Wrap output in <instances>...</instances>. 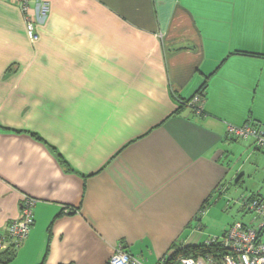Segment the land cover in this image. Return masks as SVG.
Listing matches in <instances>:
<instances>
[{
    "label": "crops",
    "instance_id": "obj_1",
    "mask_svg": "<svg viewBox=\"0 0 264 264\" xmlns=\"http://www.w3.org/2000/svg\"><path fill=\"white\" fill-rule=\"evenodd\" d=\"M45 1L33 41L0 0V233L36 199L0 264H157L249 224L229 188L264 150L227 124L264 128V0Z\"/></svg>",
    "mask_w": 264,
    "mask_h": 264
},
{
    "label": "built area",
    "instance_id": "obj_2",
    "mask_svg": "<svg viewBox=\"0 0 264 264\" xmlns=\"http://www.w3.org/2000/svg\"><path fill=\"white\" fill-rule=\"evenodd\" d=\"M15 2L25 19L27 34L33 41L40 35L37 30L38 21L47 19L51 6L48 1H39L36 12H32L31 0H12ZM205 97L197 93L188 102L197 114L204 111ZM227 135L234 138L254 140L257 148L264 150V128L247 120L241 125L228 123ZM241 209L250 213L249 224L235 220L220 237L212 236L207 244L219 243L225 250L223 255L212 253L195 257L192 255L179 256L174 264H264V198L259 195L242 196L238 199ZM36 199L24 195L21 201V215L7 224L5 232L0 233V251L18 250L26 239L35 223ZM168 258H161L157 264H167ZM106 264H145L142 259L125 249L119 243Z\"/></svg>",
    "mask_w": 264,
    "mask_h": 264
},
{
    "label": "rangeland",
    "instance_id": "obj_3",
    "mask_svg": "<svg viewBox=\"0 0 264 264\" xmlns=\"http://www.w3.org/2000/svg\"><path fill=\"white\" fill-rule=\"evenodd\" d=\"M262 151V150H261ZM262 153H264L262 151ZM261 156L263 158H261L260 156H258L255 160L254 164L253 163L254 160H245L243 159L242 161H244V165H243V171L244 172V176L243 174H237L236 170L234 171L235 175H237L235 177V179H233L232 185L229 188V193L234 196L236 195V198L239 199L242 196H251V195H259V196H264V154H261ZM238 178H241L239 180H242V184L241 185H237L236 181L238 180ZM235 198V197H232ZM235 199V200H237ZM247 213H244V210L242 211V217L245 216ZM227 216H226V220H227ZM210 224L214 227H218V222L211 220ZM264 238V236H263Z\"/></svg>",
    "mask_w": 264,
    "mask_h": 264
},
{
    "label": "trees",
    "instance_id": "obj_4",
    "mask_svg": "<svg viewBox=\"0 0 264 264\" xmlns=\"http://www.w3.org/2000/svg\"><path fill=\"white\" fill-rule=\"evenodd\" d=\"M206 84H207V82H205L202 85L201 89L197 93H203L204 92L203 89L206 87ZM191 99L183 101V103L188 104V102ZM33 134L37 135V133H35V132H33ZM237 139H241V138H237ZM224 251L225 250L221 247V245L219 243L207 244L206 242H204L202 244L189 245V246H185V247H181L180 245H178V247L176 248V251L173 252L170 255V257L166 256L168 258L167 264H174L175 260L181 255H192L195 257H199L202 255H206L208 253H210V254L212 253L215 256H221V255H223ZM7 260L8 259H2V261H7Z\"/></svg>",
    "mask_w": 264,
    "mask_h": 264
}]
</instances>
